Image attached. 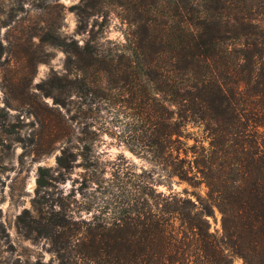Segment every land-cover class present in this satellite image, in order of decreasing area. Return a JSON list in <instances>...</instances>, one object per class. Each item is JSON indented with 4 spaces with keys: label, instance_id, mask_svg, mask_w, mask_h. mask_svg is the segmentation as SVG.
Returning <instances> with one entry per match:
<instances>
[{
    "label": "trees",
    "instance_id": "obj_1",
    "mask_svg": "<svg viewBox=\"0 0 264 264\" xmlns=\"http://www.w3.org/2000/svg\"><path fill=\"white\" fill-rule=\"evenodd\" d=\"M72 10L80 32L116 11L124 41L103 43L93 29L81 45L46 34L74 71L38 85L43 96L66 112L108 104L107 124L124 121L130 153L167 155L170 179L207 191L142 186L124 209L77 220L71 195L50 190L90 151L82 138L75 153L67 133L57 176L38 169L24 237L46 239L57 264H264V0H80Z\"/></svg>",
    "mask_w": 264,
    "mask_h": 264
},
{
    "label": "rangeland",
    "instance_id": "obj_2",
    "mask_svg": "<svg viewBox=\"0 0 264 264\" xmlns=\"http://www.w3.org/2000/svg\"><path fill=\"white\" fill-rule=\"evenodd\" d=\"M79 1L0 0V264H57L48 241L27 239L22 229L33 215L38 169H50L57 176V157L65 146L62 135L67 133L71 145L79 147L73 149L75 153L83 150L82 138L87 139L90 151L76 155L67 179L50 190L71 195L77 220L88 221L108 209H124L125 203L140 198L142 186L165 195L170 185L176 192L186 189L202 197L207 191L203 184L192 188L175 177L170 179L167 155L130 153L120 143L125 136L124 121L118 119L115 127L107 124L108 104L100 114L87 113L86 107L78 104H70L66 112L43 96L38 85L74 71L73 66L67 68L62 49L44 42L46 34L55 33L81 45L93 29L103 43L124 41L126 27L116 11L106 22L90 19L86 31L80 32L72 10ZM190 131L199 135L197 129ZM83 158L89 161L87 171L79 166ZM158 182L163 184L155 186ZM87 207L92 209L90 213L82 211ZM220 221L214 210L209 224L216 235L221 233ZM233 264L241 261L233 259Z\"/></svg>",
    "mask_w": 264,
    "mask_h": 264
}]
</instances>
